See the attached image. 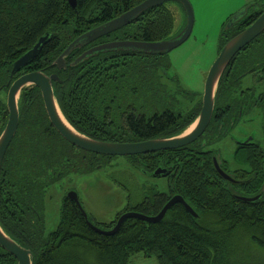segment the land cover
<instances>
[{
	"label": "trees",
	"instance_id": "1",
	"mask_svg": "<svg viewBox=\"0 0 264 264\" xmlns=\"http://www.w3.org/2000/svg\"><path fill=\"white\" fill-rule=\"evenodd\" d=\"M143 1L76 0L73 9L67 0H0V135L8 120L6 85L12 65L46 34L47 43L14 79L37 71L56 74L61 83L53 84L55 100L77 132L107 143L142 142L184 133L199 115L201 97L181 88L178 78L170 73L167 55L105 53L70 67L90 45L170 39L175 25L167 6L170 3L147 10L132 24L73 52L65 70L52 65L77 37ZM263 11L264 1L252 6L233 27L224 25L218 54ZM248 75L263 81L264 31L225 70L211 121L198 140L175 150L129 157L97 155L72 146L50 124L40 91L33 86L24 88L18 98L17 131L0 167V228L32 252L33 264H128L137 254L154 256L157 264H264V146L254 139L236 145L232 170L228 162L219 163L234 183L222 179L213 165V158H218L213 147L224 139L223 132L213 137L219 133L221 110L230 125L231 119L238 124L240 112L242 119L247 112L264 108V95L263 104L255 107L253 90L241 88ZM240 105L244 107L239 112ZM117 159H123L145 181L136 189L117 181L127 193L124 209L110 223H98L87 216L91 225L110 231L126 212L156 216L174 196L181 197L197 218L176 204L158 223L127 219L115 234L105 236L96 233L65 196L56 229L45 234L44 211L50 189L73 175L101 171ZM159 167L170 172L163 178L167 192L147 181ZM255 196L259 198L254 202L236 198ZM0 264L17 261L0 247Z\"/></svg>",
	"mask_w": 264,
	"mask_h": 264
},
{
	"label": "water",
	"instance_id": "2",
	"mask_svg": "<svg viewBox=\"0 0 264 264\" xmlns=\"http://www.w3.org/2000/svg\"><path fill=\"white\" fill-rule=\"evenodd\" d=\"M67 3L71 8H76V0H67ZM166 3L178 4L181 7L182 12L184 13V27L176 35H173L168 40L156 43H146L138 41H113L100 44L85 50L70 64V67H77L79 64L84 63L89 59L105 53L121 52L143 54L149 56L168 55L169 52L182 45L189 38L192 32L194 16L192 7L188 0H145L139 5L119 15L118 17L104 24H101L77 37L57 57L52 65L55 66L58 70H65L66 60L73 52L79 51L96 42L97 40L109 36L110 34L132 24L147 10L162 6ZM244 16L245 15L233 17L229 21V24L226 26V28L229 29L233 27ZM263 31L264 11L250 26L239 32L237 35H235L225 43L206 75L203 94L201 98V108L198 117L184 133L171 138L153 139L134 143H107L90 139L73 129L62 116L58 104L55 100L53 91V84L61 83L56 74L46 75L38 71L23 74L22 76L14 80L12 84L7 85L9 87L6 95L8 120L3 132L0 135V167L6 150L17 131L19 122V95L24 88L30 86L36 87L40 91L46 115L55 131L64 140L80 150L109 157H129L160 151L175 150L192 144L204 134L211 121L217 87L225 70L234 59V57L244 47H246L254 39H256ZM48 39L49 34L44 35L37 41L32 49L18 58V60H16L12 65L10 75L13 76L27 67L37 57L42 47L47 43ZM60 115L63 117L65 122L61 119ZM250 140H252V137L248 138V141ZM213 165L216 172L222 179L231 183L235 182L230 176L225 174L220 169L215 157L213 158ZM169 174V170L159 167L150 175V177L160 179L166 177ZM259 196L251 198H236L242 202H254L259 198ZM66 197L75 203L83 218L86 220L87 224L96 233L105 236L115 234L120 228L121 224L127 219H136L147 224L158 223L164 218L167 211L176 204H181L192 217L197 218V215L183 201L181 197L174 196L164 205V207L156 216L148 217L137 213L126 212L118 218L112 230L102 231L94 227L87 221V215L82 209L78 196L74 191L68 192ZM0 247L8 254L13 256L17 261V264H33L32 252L29 249L21 247L15 241L9 238L1 228Z\"/></svg>",
	"mask_w": 264,
	"mask_h": 264
},
{
	"label": "rangeland",
	"instance_id": "3",
	"mask_svg": "<svg viewBox=\"0 0 264 264\" xmlns=\"http://www.w3.org/2000/svg\"><path fill=\"white\" fill-rule=\"evenodd\" d=\"M264 0H188L192 7L194 23L189 38L179 47L168 53L170 73L176 76L183 90L200 95L202 98L204 82L208 70L218 55V41L221 29L228 25L235 16L247 14L251 7ZM174 16V31L176 35L185 24L182 10L174 3L167 5ZM230 19V20H228ZM250 75L241 81V88H256V93L264 94L263 81L252 80ZM2 95V94H0ZM3 96V95H2ZM264 108H255L242 116L229 134L214 145L218 150L217 161L228 162L232 170V155L236 147L235 140H242L241 135L253 137L264 146ZM233 139H232V138ZM116 181H113L114 179ZM120 185L137 188L145 178L128 167L123 159H117L101 171L86 175H73L69 180L50 189L45 202V234L54 231L59 223V214L63 197L74 191L82 209L88 217L98 223L113 222L127 203V193ZM161 192H167V184L163 178H148ZM128 264H157L156 258L134 255Z\"/></svg>",
	"mask_w": 264,
	"mask_h": 264
},
{
	"label": "flooded vegetation",
	"instance_id": "4",
	"mask_svg": "<svg viewBox=\"0 0 264 264\" xmlns=\"http://www.w3.org/2000/svg\"><path fill=\"white\" fill-rule=\"evenodd\" d=\"M99 26V25H98ZM95 28V27H94ZM98 41V40H97ZM96 41V42H97ZM95 43V42H94ZM94 43H92V44H94ZM97 45H100V44H94V45H90V47H88V48H86L85 50H87V49H89V48H92V47H94V46H97ZM84 52V51H83ZM12 70V69H11ZM10 73H11V71H10ZM20 73V72H19ZM19 73H17V74H19ZM17 74H15V75H17ZM15 75H13V76H11L10 75V79H9V83L8 84H12L13 83V81L14 80H16L18 77H20V76H22L23 74H21V75H19L17 78H15L14 79V76ZM259 78V77H258ZM263 78H264V76H263ZM252 80H254L253 78H252ZM7 84V85H8ZM6 85V87H7V92H8V86ZM249 89H251V90H253V94H254V97H255V102H254V104H255V107H257L258 105H260L262 102H261V99L263 98V93H256V88H249ZM6 95H7V93H6ZM264 103V102H263ZM262 103V104H263ZM231 104H233V103H231ZM242 107H244L243 105H240L239 106V112L241 111V109H242ZM225 110H221V113H222V115H221V117L219 118V121H221V123H220V125L218 126V132L219 133H217V134H215V135H213V137H215V138H217V137H219V134H221V132H223V134H224V139L225 138H227V137H229V134L232 132V130L235 128V126L237 125V124H235V122H234V120L235 119H231V120H233V122H230V125L227 123V116H226V114H225V112H224ZM241 113V112H240ZM240 113H239V118H238V124H239V121H242V119H241V117H240ZM227 123V124H226ZM241 137L243 138L242 140H235V144L236 145H240V144H245V143H247V142H250V141H252L254 138L252 137V140H250V141H248V137L246 136L245 137V135H241ZM232 138V137H231ZM233 139V138H232ZM236 181V180H235ZM237 181H239V180H237Z\"/></svg>",
	"mask_w": 264,
	"mask_h": 264
},
{
	"label": "bare ground",
	"instance_id": "5",
	"mask_svg": "<svg viewBox=\"0 0 264 264\" xmlns=\"http://www.w3.org/2000/svg\"><path fill=\"white\" fill-rule=\"evenodd\" d=\"M61 119L65 122V120L63 119V117L60 115ZM191 129V128H190Z\"/></svg>",
	"mask_w": 264,
	"mask_h": 264
}]
</instances>
